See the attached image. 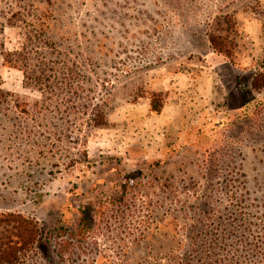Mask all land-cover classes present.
<instances>
[{"label": "rangeland", "instance_id": "obj_1", "mask_svg": "<svg viewBox=\"0 0 264 264\" xmlns=\"http://www.w3.org/2000/svg\"><path fill=\"white\" fill-rule=\"evenodd\" d=\"M259 74L264 0H0V242L40 229L15 264H264Z\"/></svg>", "mask_w": 264, "mask_h": 264}, {"label": "trees", "instance_id": "obj_2", "mask_svg": "<svg viewBox=\"0 0 264 264\" xmlns=\"http://www.w3.org/2000/svg\"><path fill=\"white\" fill-rule=\"evenodd\" d=\"M225 20V18H224ZM224 20H222L224 22ZM229 25V24H226ZM227 28L222 29V33L216 29H210L207 32L208 42L213 49V51L222 54L228 59H231L232 47L229 42L228 34L234 33L235 28L226 26ZM264 83V76L259 74L255 76L253 81V88H260ZM19 107V105H17ZM25 109V108H23ZM150 111L153 113H160L162 105L156 102L154 96H150ZM25 111V110H24ZM90 209V208H89ZM82 210L80 219L78 221L76 232L69 233L68 230L62 226L55 229V238L57 239V255L59 258L63 259L66 255L65 252L73 253L74 250H80L78 241L73 245V241L77 239L76 235L86 236L90 230L92 231L95 227L93 210ZM14 220H11L8 224L12 223L10 226L12 229L10 234L0 242V264H15L18 262L22 256L31 248L36 242L39 236V226L34 220L24 218L22 216L11 215ZM1 225V224H0ZM73 240V241H72Z\"/></svg>", "mask_w": 264, "mask_h": 264}]
</instances>
